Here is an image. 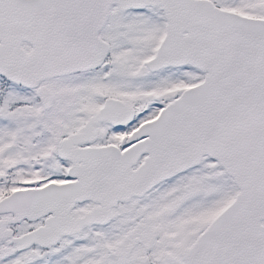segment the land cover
<instances>
[{"label":"snow or ice","instance_id":"6c2138e0","mask_svg":"<svg viewBox=\"0 0 264 264\" xmlns=\"http://www.w3.org/2000/svg\"><path fill=\"white\" fill-rule=\"evenodd\" d=\"M0 264H264V0H0Z\"/></svg>","mask_w":264,"mask_h":264}]
</instances>
